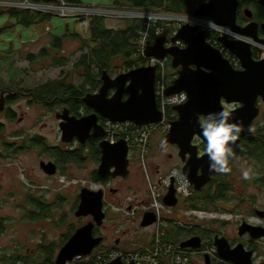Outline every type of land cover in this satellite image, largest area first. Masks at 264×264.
Listing matches in <instances>:
<instances>
[{"label":"rangeland","instance_id":"1","mask_svg":"<svg viewBox=\"0 0 264 264\" xmlns=\"http://www.w3.org/2000/svg\"><path fill=\"white\" fill-rule=\"evenodd\" d=\"M49 1L55 0H37L39 3ZM81 1L82 4L80 5L68 4L64 1L73 9H84L81 11L83 14L81 17L78 15L73 18L71 16L74 13L71 12L69 17L64 18L61 17L59 12L53 11L51 14H54V16L50 21L26 28L15 24V21L10 20L7 14L8 9L28 10L29 7L20 6V4L25 3L24 0H0V12L5 11L0 14V29L14 24V26H10L0 32V91L1 89L4 91L20 89L26 91L25 93H30L42 85L56 80H63L66 77H68V82H73L74 84H79L82 81L73 72V65L82 54L81 48L84 49V52H88L90 47H95L89 34L92 18L106 19L109 27H121L124 25L125 20L130 19L114 16L110 10H107L116 8L112 6V0ZM195 6H192V13L198 8ZM96 9H104L106 11L99 12ZM35 12L45 14L42 10ZM144 12H147V14L151 13L150 15L154 17L153 19L159 21L157 26L161 31L163 30L161 36H166L168 39L173 37L174 33L181 27L174 20L175 16L168 12L163 10H146ZM186 15L191 16L193 14ZM161 31L159 32L161 33ZM71 33L80 35L88 46L86 44L83 45L79 39L69 38ZM65 35H68V38L63 40L61 52L50 50V57L36 59L35 61L28 59L29 54L37 55L41 49L48 47L55 37H63ZM259 54L262 56V53L257 51L256 55ZM61 57L69 58V64L64 67L54 66L53 63L55 61L53 59H60ZM121 63V60L114 62V67L111 71H108L111 77L114 78L119 74L126 73L121 69L123 67H120ZM165 70V75L171 76L173 74L174 70L170 61L165 64ZM29 98L31 96L28 98L19 96L11 103V106L16 111V117L13 121H5V129L1 133L3 139L12 141L15 133H19L20 137L41 135L47 138L50 145L58 144V139L61 138V131L54 117L55 113H49L50 108L48 107L45 109L35 102H29ZM0 120L4 121L2 118ZM161 138L160 131L156 132L152 137L151 147L153 144H157ZM163 154L165 153H155L153 149H150L145 166L140 163L136 155H129V159L134 163L133 168L127 178L122 181L123 187L116 195L108 196L107 200L119 201L128 196L147 199L149 188H151L148 179L150 178L152 182H155L158 176L155 172L157 169L156 165L162 166V174H166L170 169L178 168L180 165L176 153L173 154V158L169 159V161ZM39 159L37 152L32 151L20 153L18 158L11 161L0 160V218L4 217L5 221L3 222L6 223L5 227H3L4 233L0 232V260L3 259L1 249L12 248L13 246L23 249L22 254L25 256L35 257L38 252L36 249L38 243H46V245L55 243L59 245L71 231L76 230L85 223V221L75 217L74 212H76L77 208L74 209V205H72L79 187L70 185L69 182L75 179L92 182L89 179V174L94 168L93 164H87L84 169L74 168L72 173H69L68 177L66 176L68 183H63L60 181L63 178L62 174L58 178H48L40 169ZM10 162H13V164L7 166ZM242 162V166L235 170L228 179L235 187L234 191L229 193V201L211 205L209 208L215 212L227 214L231 218L224 222L211 220L197 224L212 229L213 236L234 237L238 234L242 221L254 216L252 212L255 209L261 210L264 207V190H261L262 186L254 182L245 185V181L239 179L243 169L250 168L252 171L264 173V167H260L248 157L244 158ZM240 195H242L244 200L242 206H239L236 202ZM60 196L61 200L59 199ZM253 196H256V206L251 204ZM32 197L51 203L49 206L51 212L48 219L34 221L36 218H33L34 220L28 218L29 214L27 212L32 207L30 205ZM17 204H20L19 208ZM180 207H185L184 202L180 201L175 208L173 218L177 221H185L184 218L177 215ZM248 207H253V209L250 211L247 209ZM140 219V215L134 219H128L120 214L106 211L104 227L101 229L105 237V243L110 244L115 239L120 238L122 247L116 248L119 251H133L148 245V241L151 240L152 229L141 227ZM255 219L257 218L255 217ZM179 236H182V234L177 235L178 238ZM188 237L187 234L183 235L184 239ZM27 247L31 249L30 252H25ZM259 247L261 249L264 248V241L259 243ZM59 251L60 248L57 254ZM195 264H205V261L201 258H196Z\"/></svg>","mask_w":264,"mask_h":264},{"label":"water","instance_id":"2","mask_svg":"<svg viewBox=\"0 0 264 264\" xmlns=\"http://www.w3.org/2000/svg\"><path fill=\"white\" fill-rule=\"evenodd\" d=\"M264 8V0H258ZM239 0H207L202 3L193 15L205 18L215 25L231 30L241 39H229L227 36L219 37V42L235 55L241 63V70H236L225 59L222 53L207 43V34L198 27L184 24L170 39L171 47L167 48L168 38L161 36L154 44L147 43L145 54L159 60L171 58L172 68L179 69L177 78L167 89L166 96H172L184 92L188 96L186 103L172 107V111L178 115L177 120L172 122L171 128L165 138L164 144L177 145L180 149L179 157L185 163L180 169L189 180L195 191L201 190L214 174L209 171V157L205 154L198 158L192 141L195 136L204 143L199 118L210 113H218L227 105L240 104L241 107L231 111L230 122L239 123L243 127L240 138L254 139V121L260 114L257 105L258 99L264 102V59L254 58L253 40L264 49V38L259 36V29L264 32V23L259 25L252 21L246 26L237 23ZM247 16L252 18V12L247 11ZM182 42L185 47L180 48L177 43ZM156 66H143L111 77L107 70L102 73L101 87L98 92L88 93L83 98V103L94 110L92 114L77 118L71 116L68 109L57 113L56 118L60 121L59 129L63 142H71L75 138L85 144L88 138L99 139L104 136V130L98 123L99 117L112 122L130 121L138 126H148L159 123L162 113L158 108L156 97ZM114 92L110 96L111 92ZM3 102L0 104L2 111ZM93 131V133H92ZM165 146V145H164ZM231 147L240 152V141ZM102 154L98 174L101 177H122L130 174L129 147L125 141L110 144L102 141L97 146ZM190 155L187 160L186 155ZM203 167L202 175L197 177V168ZM115 167V171L111 169ZM41 169L47 175L56 173L53 163H41ZM102 190L93 191L88 188L81 189L80 203L75 212L77 218L91 216L93 221L78 228L60 249L56 256L55 264H66L76 256H87L98 246L103 238H94L95 226H102L106 219ZM178 203L173 187L164 198V204L175 207ZM264 217L263 212H259ZM153 213H146L141 220V227L149 228L155 222ZM240 234L250 233L253 239L264 237L263 227H251L246 222L239 227ZM201 238L193 236L180 244L182 249H200ZM214 246L219 256L225 261L234 264H252L253 252H248L243 246L232 249L226 238L214 237ZM108 264H124L116 259ZM205 264H211L210 258L205 256Z\"/></svg>","mask_w":264,"mask_h":264},{"label":"built area","instance_id":"3","mask_svg":"<svg viewBox=\"0 0 264 264\" xmlns=\"http://www.w3.org/2000/svg\"><path fill=\"white\" fill-rule=\"evenodd\" d=\"M25 3L20 4L24 7H29L30 11H40L45 13L59 12L61 17L67 18L69 14L75 18L78 15L81 17V13L84 9H73L68 6L63 0L49 1L45 3H39L37 0H24ZM57 2V3H55ZM107 9L110 10L111 14L119 17H126L129 19L145 20L147 32L143 34V37L138 42L139 53L145 60L146 66L157 67V78H156V97L158 108L162 113V121L157 124H151L148 126H138L130 121L126 122H112L105 120L104 125V136L105 140L114 145L120 141H125L129 147V155H136L141 164L145 166L147 157L149 156L151 149V140L156 132L160 131V135L166 136L171 128L172 122L177 120L178 115L172 111V107L182 105L187 102L188 96L186 93L181 92L172 96H166L167 89L173 84L172 80L176 79L168 74L165 75V60H159L154 57H147L145 54L149 33L148 30L156 22L151 13L144 12L138 9L124 10V9ZM99 12L106 11L104 9H96ZM114 10V11H113ZM116 10V11H115ZM59 15V14H57ZM175 22L182 26L184 24H190L196 26L199 30L204 31L207 34V43L211 46L219 49L223 54V57L227 59L236 70H241L240 60L233 55L227 48L219 42V37L227 36L229 39H238L239 36L233 33L231 30L215 25L208 19L195 17L194 15H173ZM160 32H157L159 38L161 37ZM252 43L253 51H259L261 48L262 56L256 55L257 60L264 59V49L258 44L254 43L253 40H249ZM160 74V77H159ZM174 81V80H173ZM168 109L173 114L169 116ZM170 117V119H169ZM178 168L170 169L166 174H162L159 168L155 170L157 173V179L152 182L148 179L149 185V196L146 201L137 200L138 197H125L119 201H108L107 200V189L100 184L92 183L89 181H72L71 183H78L82 188H88L93 191L102 190L105 197V211H110L115 214H120L128 219H134L140 215L141 219L144 218L146 213H153L155 216V222L151 225V242L150 245L141 247L140 249L133 251H119L117 249H101L94 251L87 256H76L72 261H68L66 264H108L116 259H120L124 264H195L196 258H201L205 261L207 255L212 264H224L226 261L223 260L214 246L209 240H205L206 246L201 239L202 246L200 249H182L175 241H168V231L172 228H184L188 231H192L197 224L207 222L211 219L228 220V215L207 211H197L180 207L178 209L180 217L184 218L185 221H177L173 218L175 215V208L179 205L180 201L184 202L193 197V187L183 172ZM173 187L178 199V203L175 207H168L164 204V198L169 193L170 188ZM141 199V198H140ZM229 219L231 216L228 217ZM201 227H204L200 225Z\"/></svg>","mask_w":264,"mask_h":264},{"label":"trees","instance_id":"4","mask_svg":"<svg viewBox=\"0 0 264 264\" xmlns=\"http://www.w3.org/2000/svg\"><path fill=\"white\" fill-rule=\"evenodd\" d=\"M63 1L73 5L82 4L81 0ZM204 2H206V0H112L111 4L117 9H138L142 11L163 10L165 12L170 13L171 15H186L193 14L191 11L193 5H196L195 7L197 8ZM241 2H244V0H241ZM4 12L5 11H1L0 14H3ZM7 14L9 15L10 20L15 21V24H19L26 28H30L50 21L54 16V14L52 15L51 13L44 14L30 10L16 9H8ZM145 23V20L130 19L125 20L124 25L121 27H109L106 23V19L93 17L92 22L90 23L89 34L91 42L95 44V47H90L88 52H84V49L81 48L82 54L73 65V72L76 73L82 81L79 84H74L73 82H68V77H66L63 80H56L42 85L41 87L36 88L33 92H30L32 94L30 102H36L40 104L42 102L46 105V107H50L51 109L56 107L54 106V100L56 98H61L66 102V107L69 108L73 114L80 115L81 109L85 106V104L83 103V98L88 93H93L94 91L100 89L102 84V73L105 70L111 71V69L114 67L115 61H122L120 67L123 66L121 68L123 69V72H128L132 69L139 68L145 65V60L140 55L138 47L139 40L143 37V34L147 32V27ZM158 23L159 21L152 25L151 28L148 30V42H150L151 44H154L159 39V35H157V32L161 30L157 26ZM10 26H14V24H10L9 27ZM9 27L7 25L3 29H0V32ZM70 36L71 37L69 38L79 39L80 41H82L83 45L86 44V46H88L87 43L83 41L81 39V36L77 33H71ZM66 38H68V35H65L63 37H55L48 47L41 49L37 55L29 54L28 59L30 61H35L36 59H45L47 57H50V50H54L55 52H61L63 47V40ZM254 58L256 59L255 55ZM53 60L55 61L53 63L54 66L64 67L69 64L70 59L61 57L60 59L54 58ZM171 76L176 78L175 74H172ZM2 91L3 90L1 89L0 94ZM168 113L169 116L173 114L170 109H168ZM255 130L257 138L254 142V147L263 144V151L261 152L253 150L251 153V158L255 163H263L264 142L262 139H264V117L258 125H255ZM34 138L39 139L40 137L36 136ZM40 146L43 149L47 148L45 144H41ZM70 159L71 157L68 158V160ZM92 180V182L94 183L105 184L104 180L99 177L92 178ZM252 180H254L255 183L257 182V184H259V186H262V188L264 187L261 171L259 173L252 172L251 182ZM233 190L234 186L232 184L222 182L221 185L217 186L216 192L214 191L212 194H208L206 196H203L197 191H193V197L185 201V206L188 209H193L197 211L215 212L209 209L210 206L215 205L218 202L229 201V193H232ZM241 196L242 195L239 196V199ZM30 201L32 203H35L37 213H29L28 217L32 219H38L40 217L39 212L42 211V209H40L37 204L42 200L37 197H32ZM43 210L44 212L46 211L48 215L51 212L49 206H47ZM243 221L246 223L249 222L248 220ZM243 221L242 223H244ZM76 230L71 231L65 238V240L61 241L60 245H63L66 241H68V238ZM212 233V229H209L208 227H201L199 225H197L192 231H188L184 228H172L170 231H168V237L166 238V240L173 242L175 241L176 243H178V245H180L181 241L185 240L183 238V235L187 234L189 236L188 238L193 236L200 237L204 243V246H206L205 240H209L210 243H208V245L211 246L212 241L214 244V237L216 236H213ZM178 234H182V236H179L178 238ZM150 242L151 240L148 241V244ZM60 245H57L55 243H50V245H46V243H41L38 246V252L35 257H27L21 254L11 257L5 253L3 255V259L0 260V263L55 264L57 252L60 248L58 246ZM254 264H264V248L261 249L259 247L257 259Z\"/></svg>","mask_w":264,"mask_h":264},{"label":"flooded vegetation","instance_id":"5","mask_svg":"<svg viewBox=\"0 0 264 264\" xmlns=\"http://www.w3.org/2000/svg\"><path fill=\"white\" fill-rule=\"evenodd\" d=\"M247 11L252 12V15H253L252 18H249L247 16V14H246ZM252 21L257 22L259 25L264 23V8L260 6V4L258 3V0H244V2H241V0H239V8H238V12H237V23L240 26H246ZM258 33H259V36L261 38H264V32L262 31V29H259ZM170 39H168V41H167V45H166L167 48L172 46ZM177 46L180 48L185 47V45L182 42L177 43ZM258 50L262 51L261 48H258ZM253 52H254L253 54L256 56V51H253ZM163 60H165V59H163ZM166 60H167L166 63L169 61L172 62L170 57L166 58ZM144 66H146V65H144ZM141 67H143V66H141ZM171 67H172V64H171ZM179 69H173L174 70L173 74L176 75V78L178 76ZM17 90H15V91H10V90L4 91L3 90L0 94V104H1V102H3V108H4L2 111H0V118L4 119V121L0 120V142H1L0 160L11 161L13 159L18 158L20 153L36 151L40 157V159L38 160V162L40 163L39 164L40 169H41V163H43V162L53 163L56 166V173L52 176L47 175L41 169L42 172L44 174H46L48 178H52V179L58 178L62 174L63 178H61L62 180H60V179L59 180L63 183H68L66 176L68 177L69 173H72V170L74 168L75 169H79V168L84 169V167L90 163V164H93L94 168L92 169V171L89 174V179L91 181H93L92 178H98L99 177V178L103 179L105 184H103V183H96V184H100L104 188L107 189V196L106 197L116 195L118 193V191L123 187L122 181L125 180L127 177L126 178H122V177H117V178L101 177L98 174V169H99V166L101 164L102 154L98 151L97 146L100 142L106 141L105 138H103V139L102 138H99V139L98 138L97 139L88 138L86 140L85 144H81L76 138L69 143L63 142L62 139L60 138V139H58V144H54V145H50L48 143L47 138H45L41 135H35L33 137H31L30 135H28L27 137L26 136L20 137L19 133H15V135L12 137V141H8L6 139L5 140L3 139V136L1 133L5 129V125H6L5 121H13L14 118L16 117V111L11 106V103L15 99H17V97H19V96L20 97L25 96V98H28L32 95L31 93H25L24 91H22L20 89H17ZM98 91L99 90H96L91 94H94ZM113 93L114 92L112 91L110 96H112ZM29 102H30V98H29ZM54 103H55L54 106H56L57 108L49 109V113H51V114L55 113V115H54L55 118H56L57 113L62 112L64 109H68L70 112V115L75 116L77 118H81L83 116L92 114L94 112V110H92L91 108H89L85 105L81 109L80 115L73 114L71 112V110L66 107V105H65L66 102L63 99L56 98L54 100ZM36 104L41 105L42 107L47 109L46 105L42 102H41V104L40 103H36ZM223 105H224V107L229 108L230 111L236 110V109L241 107L240 104L227 105L225 102H223ZM257 105L260 108V114H259L258 118L253 123V128H254L253 134H254L255 138L249 139V138L244 137V138L239 139V141H240V152H236L233 149L235 156L233 158H229V163H228V167L230 168V171L226 174H214V175H212L211 180L205 186H203L201 188V190L197 191L200 194H202L203 196H206L208 194H212L214 191L216 192L217 186L221 185L222 182H225L227 184H232L228 179L230 178L231 174L233 172H235V170H238V168H240L242 166V164H243L242 160L246 157L251 158L252 157L251 153L253 150H257V151H261V152L263 151V147H262L263 144L259 145L257 147H254V142L257 138L255 125H258L262 121V118L264 117V102L262 101L261 98L258 99ZM48 108H50V107H48ZM56 120H57V118H56ZM57 122H58V127H59L60 121L57 120ZM104 122H105L104 118L99 117V119H98L99 125H101V126L104 125ZM103 130H104V128H103ZM92 133H93V131H92ZM36 136H38L40 138L35 139L34 137H36ZM164 138H165V136H163L157 144H153L151 149H153L155 151V153H159V152L165 153L163 155L166 157V159H168V161H169V159L173 158V154L176 153L177 158L180 161L179 167H182L185 163H182V161L179 157V152H180L179 147L177 145H171V144L166 145V144H164L162 142ZM262 140L264 142V139H262ZM41 144H45L47 146V148L46 149L41 148V146H40ZM192 145L195 146V148H196V149H194V151H196L198 158H201L206 154L204 152V148H205L206 143H204L199 137H197V136L194 137V139L192 141ZM69 157H71L70 160H68ZM186 158H187V160H189L190 155L189 154L186 155ZM12 164H13V162H10L7 164V166H10ZM133 164L134 163L130 160V166H129L130 172H131V169L133 168ZM257 164L260 167H264V161H263V163L257 162ZM156 166H157V168H159L160 172H162V168H161L162 166L159 164H157ZM114 171H115V167H113L111 169V172H114ZM202 172H203V167L202 166L198 167L197 168V177L202 175ZM252 172L259 173L260 171H258V172L252 171ZM239 179L242 181H245L244 182L245 185H249L251 183V179L245 180L242 178V175H239ZM262 179L264 182V173H262ZM73 181L78 182L79 180L75 179ZM252 182L255 183L254 180H252ZM69 183H70V185H77L79 187L77 190V194L74 196V204H72V205H74V209H75V208H78V206H79L80 192H81V189H83V188H81L78 183H71V181ZM256 184H257V182H256ZM261 190H264V187ZM193 191H195L194 187H193ZM253 197L254 198L252 199L251 204L252 205L255 204V206H256V196H253ZM59 199L61 200V196L59 197ZM137 200L146 201L147 199L138 198ZM103 202H104V207H105V197H103ZM224 202H226V201H224ZM236 202L238 203L239 206H242L244 204L243 203L244 200H243L242 196L240 199L237 198ZM218 203H220V202H218ZM19 205L20 204H17L18 208H19ZM30 205L32 207L28 209L27 213L28 214L29 213H31V214L37 213L36 208H35V206H36L35 203L31 202ZM37 205L40 207V209H42V211L39 212L40 217L36 220H34V219L33 220L34 221H37V220L42 221V220L48 219L50 216L48 215V213L46 211L44 212L43 209H45L47 206H50L51 203H46L45 201H41ZM247 209H249L251 211L253 209V207H248ZM259 212L264 213V207L261 210L255 209L254 212H252V214L258 220L255 219L254 216H251L250 218H248V221H249L247 223L248 225H250L251 227H263L264 228V217H260L258 215ZM29 219H32V218H29ZM77 219H79L81 221H85L83 226L93 221V218L91 216L84 217V218H77ZM3 221H5L4 217L0 218V232L1 233H4L3 227H5V224H6ZM103 227H104V223L102 226H95L93 229V237L94 238H103V240L98 246H96L93 249L92 252L98 251L100 249H109L110 250V249H116V248L122 247L120 238L115 239L113 243H110V244L105 243V237L101 232V229ZM74 233H75V231H74ZM69 238H68V240H69ZM190 238H187L183 241H186ZM220 238H226L232 249H234L238 246H243L246 251L253 252L252 264H254L256 259H257L258 250H259V243L261 241H264V237L260 238V239H253L251 237L250 233L245 232L244 234L241 235L239 231H238V234L235 235L234 237L221 236ZM183 241H181V242H183ZM66 242L63 245L59 244L60 246H58V247H60V249H61L66 244ZM40 244L38 243L36 245L37 251H38V245H40ZM201 246H202V244H201ZM30 250L31 249L29 247H27L25 249V252H30ZM22 252H23V249L19 248L18 246H16V247L13 246L12 248L6 247V249L5 248L1 249L2 255L7 253V255L11 256V257H14V256L19 255V254L24 255V254H22ZM0 264H2V263H0ZM224 264H234V263L231 261H226Z\"/></svg>","mask_w":264,"mask_h":264},{"label":"clouds","instance_id":"6","mask_svg":"<svg viewBox=\"0 0 264 264\" xmlns=\"http://www.w3.org/2000/svg\"><path fill=\"white\" fill-rule=\"evenodd\" d=\"M230 119L231 111L227 107H222L218 113H210L199 118L201 132L206 141L204 152L209 157L210 172L226 174L230 171L228 167L229 158L235 156L231 145H234L240 139V133L243 131L241 124L230 122ZM248 131L253 132L254 128L249 126ZM242 178L245 180L251 179L252 170L250 168L243 169Z\"/></svg>","mask_w":264,"mask_h":264},{"label":"bare ground","instance_id":"7","mask_svg":"<svg viewBox=\"0 0 264 264\" xmlns=\"http://www.w3.org/2000/svg\"><path fill=\"white\" fill-rule=\"evenodd\" d=\"M239 38H241V37H239ZM229 217V216H228ZM228 217H226V219H229Z\"/></svg>","mask_w":264,"mask_h":264}]
</instances>
